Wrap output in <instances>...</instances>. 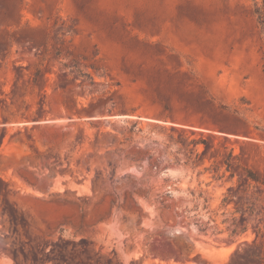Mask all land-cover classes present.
<instances>
[{
  "label": "rangeland",
  "instance_id": "obj_1",
  "mask_svg": "<svg viewBox=\"0 0 264 264\" xmlns=\"http://www.w3.org/2000/svg\"><path fill=\"white\" fill-rule=\"evenodd\" d=\"M255 2L0 0V264H252L231 259L255 238L252 200L221 162L263 173L264 135L195 125L189 140L217 138L188 160L154 125L198 79L264 126Z\"/></svg>",
  "mask_w": 264,
  "mask_h": 264
},
{
  "label": "trees",
  "instance_id": "obj_2",
  "mask_svg": "<svg viewBox=\"0 0 264 264\" xmlns=\"http://www.w3.org/2000/svg\"><path fill=\"white\" fill-rule=\"evenodd\" d=\"M254 14L257 17V23L260 27L261 34L264 41V0H261V3L255 2L254 4ZM197 79V78H196ZM201 88H203L202 96H190L188 104L185 106V113L181 117H177L171 113V106L169 103L163 104V109L157 116V123H155L154 128L160 131H171L178 132L180 139L176 141L179 143L176 147V152L181 151L188 152V160L191 158V155L199 144L205 145L206 150L211 147L210 142L214 138H217V135L210 133L207 136L209 139L205 140L204 135L201 134L199 139H188L187 133H194V127L197 128H216L219 133L220 141H227L229 136H250L251 127L264 135V126L259 127L253 125L250 118L245 114L247 109H238L224 103L219 102L213 94L197 79ZM231 119L242 123L244 128L241 129H230L227 128L223 122V119ZM169 120V121H168ZM137 122L132 124V128H124L126 133L131 134L133 129L137 126ZM196 125V126H195ZM188 126V127H185ZM227 148V147H225ZM206 150L204 152H206ZM218 154H221L219 149H217ZM198 155V154H196ZM235 159L236 163H232V160ZM239 157L232 154V149L229 155L221 162L225 164V171L229 172V177H234V168L240 171L241 175L239 178L238 190L242 189L244 195H249L251 202V213L253 215V228L255 232V238L251 243H245L241 249L235 250L232 254L231 259L235 257L239 259H245L251 261L252 264H264V204L258 209V201L261 198H264V172L259 173L255 172L252 169L241 165L239 162ZM217 165V162H214ZM217 167H219L217 165ZM243 195L239 197V201L243 200ZM225 201V200H224ZM255 207V208H254ZM238 211L243 213V210L240 208ZM245 218L241 217L242 227L240 232L246 230Z\"/></svg>",
  "mask_w": 264,
  "mask_h": 264
},
{
  "label": "bare ground",
  "instance_id": "obj_3",
  "mask_svg": "<svg viewBox=\"0 0 264 264\" xmlns=\"http://www.w3.org/2000/svg\"><path fill=\"white\" fill-rule=\"evenodd\" d=\"M0 228H1V222H0ZM1 251V250H0ZM126 258H131L133 259V261H135L136 259H138V257H117L118 261L121 263V264H124V260Z\"/></svg>",
  "mask_w": 264,
  "mask_h": 264
}]
</instances>
